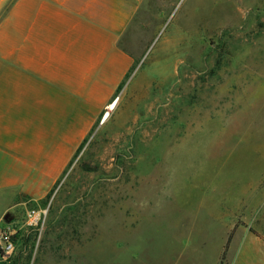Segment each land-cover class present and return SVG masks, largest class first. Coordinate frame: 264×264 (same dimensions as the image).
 Instances as JSON below:
<instances>
[{
  "label": "rangeland",
  "instance_id": "obj_1",
  "mask_svg": "<svg viewBox=\"0 0 264 264\" xmlns=\"http://www.w3.org/2000/svg\"><path fill=\"white\" fill-rule=\"evenodd\" d=\"M120 44L117 103L48 195L0 200V264H264V0H143Z\"/></svg>",
  "mask_w": 264,
  "mask_h": 264
},
{
  "label": "crops",
  "instance_id": "obj_2",
  "mask_svg": "<svg viewBox=\"0 0 264 264\" xmlns=\"http://www.w3.org/2000/svg\"><path fill=\"white\" fill-rule=\"evenodd\" d=\"M142 1L0 0V200L51 190L132 67Z\"/></svg>",
  "mask_w": 264,
  "mask_h": 264
},
{
  "label": "built area",
  "instance_id": "obj_3",
  "mask_svg": "<svg viewBox=\"0 0 264 264\" xmlns=\"http://www.w3.org/2000/svg\"><path fill=\"white\" fill-rule=\"evenodd\" d=\"M43 212V210L35 207L27 209V223L34 225L39 224L42 220ZM15 232L16 231L12 228V226L7 223L0 226V259L10 258L17 252L18 246Z\"/></svg>",
  "mask_w": 264,
  "mask_h": 264
},
{
  "label": "trees",
  "instance_id": "obj_4",
  "mask_svg": "<svg viewBox=\"0 0 264 264\" xmlns=\"http://www.w3.org/2000/svg\"><path fill=\"white\" fill-rule=\"evenodd\" d=\"M127 75H128V74H126L125 77H127ZM120 84H121V83H120ZM119 86H120V85H119ZM119 86H118V89H119ZM118 89H117V90H118ZM84 140H85V139H84ZM81 144H82V143H81ZM79 147H80V146H79ZM79 147L77 148L76 153H77ZM76 153H75V154H76ZM75 154H74V155H75ZM68 164H69V163H68ZM47 195H48V193H47ZM250 230L253 231V229H251V228H250ZM253 232H254V231H253ZM231 234H232V231L229 233V235H228V237H227V240H226V244H225V248H224L223 254L225 253V251H226V249H227V245H228V243H229V241H230V239H231ZM15 237H16V235H15ZM13 256H14V255H13Z\"/></svg>",
  "mask_w": 264,
  "mask_h": 264
},
{
  "label": "bare ground",
  "instance_id": "obj_5",
  "mask_svg": "<svg viewBox=\"0 0 264 264\" xmlns=\"http://www.w3.org/2000/svg\"><path fill=\"white\" fill-rule=\"evenodd\" d=\"M115 103H117V102H115V100H113L112 102L109 103V107L113 109ZM108 113H109V112H106V113L104 114L103 118L106 117V116L108 115Z\"/></svg>",
  "mask_w": 264,
  "mask_h": 264
}]
</instances>
